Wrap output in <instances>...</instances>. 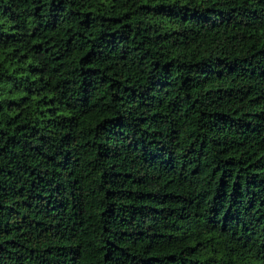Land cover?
<instances>
[{
  "label": "trees",
  "instance_id": "16d2710c",
  "mask_svg": "<svg viewBox=\"0 0 264 264\" xmlns=\"http://www.w3.org/2000/svg\"><path fill=\"white\" fill-rule=\"evenodd\" d=\"M0 264H264V0H0Z\"/></svg>",
  "mask_w": 264,
  "mask_h": 264
}]
</instances>
